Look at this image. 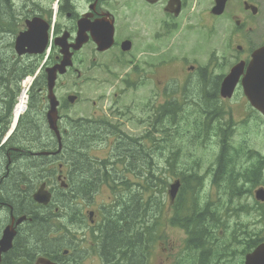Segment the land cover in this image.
<instances>
[{
	"label": "flooded vegetation",
	"instance_id": "1",
	"mask_svg": "<svg viewBox=\"0 0 264 264\" xmlns=\"http://www.w3.org/2000/svg\"><path fill=\"white\" fill-rule=\"evenodd\" d=\"M231 2L238 9L246 4L258 6V0ZM189 11L190 0H0V264H79L91 258L103 261L101 228L108 209L101 210L102 201H97L98 193L92 188L96 185L100 190L109 181L111 162L92 159L87 152L89 145L81 147L86 155L81 151L85 162H79L75 136L81 123L97 122L94 118L98 105V101L92 103L91 116L74 114L72 110L81 104L82 97L72 89L79 86L102 90L99 101L111 89L115 90V98L119 97L118 89L124 95L133 89H150L156 108L155 116L148 121L150 131H163L165 126L173 132L182 112L181 125L189 121L195 140L212 147L215 136L219 138L215 163L203 171L205 179L212 184L221 164L230 160L231 166L227 164L225 168L233 169L235 181L246 167L249 180L258 184L256 190H264V153L252 148L246 139H238L236 133L239 123L247 130L246 123L254 119L261 122L264 131V118L249 108L244 97L235 105L229 104L232 98L220 97L222 80L220 84L208 80L215 66L202 65L198 56L188 53V45L193 53L206 49L200 35L204 25L192 24ZM208 11L211 19L219 18ZM237 21L242 27L248 19ZM27 32L28 41L18 44V38ZM63 63L71 66L65 67L64 75L57 71L53 89L52 103L57 109L56 124L62 139L61 151L55 154L59 141L48 124L50 104L53 105L48 99V78L49 72ZM29 77L33 83L28 109L15 124L14 107L22 82ZM236 112L240 114L238 121L234 119ZM112 125L109 121L97 132L122 133ZM71 136L68 146L66 138ZM68 150L69 171L68 163L63 161ZM124 150L130 156L132 150ZM45 152L50 155L41 154ZM204 152L206 162L212 149ZM125 162L112 163L119 169ZM84 164L88 184L93 185L88 190L82 186ZM194 164L202 167L198 162ZM45 165L52 170L46 181L50 192L47 205L34 200L38 188L25 193L30 189L29 177H18L20 193L14 195V178L22 167L37 172ZM79 190L86 193V200H80ZM21 195L24 200L19 201ZM69 209L72 222L66 225L62 222ZM72 210L78 213L73 216ZM35 213L51 225L47 229L52 227L40 241H33ZM8 230L14 237L2 244Z\"/></svg>",
	"mask_w": 264,
	"mask_h": 264
},
{
	"label": "rangeland",
	"instance_id": "2",
	"mask_svg": "<svg viewBox=\"0 0 264 264\" xmlns=\"http://www.w3.org/2000/svg\"><path fill=\"white\" fill-rule=\"evenodd\" d=\"M190 3V21L192 24L201 22L200 24L204 25L205 29L200 32V35L203 41L202 44L206 45V49L199 53H193L189 45L186 49L192 57L198 56L202 65L213 64L215 66L213 77L208 80L212 81V84H215V82L220 84L222 76L237 61L246 60L252 51L264 45V0H258L259 12L257 15H252L251 13L244 15L243 7L238 9L234 2H231L228 4L224 15L215 19H211L212 16L209 15L208 11L214 5L213 0H190ZM243 18L248 19V21H243L242 27L237 26L236 21ZM193 38L194 36H192ZM239 47L242 48L241 51L238 50ZM72 91L79 92L82 97L81 104L72 110L74 114L91 116L90 114L93 111L92 103L98 101L95 109L97 115L94 118L97 119L96 124H100L98 127L104 128L110 121L113 124L112 126H116L122 132H108L105 135L99 133L104 141L98 140L96 143L88 144L90 147L87 152H89L92 159L111 162L110 165L113 164L112 162L126 161L124 164H120L119 174L109 179L102 187L100 186V190L94 186L93 189L98 193L97 201H102L101 210L107 208L109 211L110 206L113 205L115 194L111 191V185L114 184L115 180L117 183L128 181L129 184H132L129 188L121 186L116 189L127 192L124 196L125 199L126 197H138L137 186L145 179L152 178L155 181L154 184L157 185V189H155L152 196H155L162 203L163 208L161 213H156L153 218L156 224L152 228L155 240L152 244L147 264H177L179 258L183 255L181 253L184 250V246L187 244L185 230L172 226L170 223L172 202L169 197L171 186L175 185L176 180L181 181L184 176L193 174V172L186 171V169L169 168V156H174L178 151L180 152L178 157L181 167L184 165L192 166L195 162L202 165L199 171L195 169V172H197L196 179L193 184H190L192 188L188 192V197L192 198L190 205L194 208L197 204L203 208L210 203L212 207L217 208L219 227L216 230L222 224L226 227V231L222 232L223 235L218 244L230 245L229 253L236 252L234 257L236 260L234 259L233 263L238 262L240 264L242 260L244 261L241 252H243L245 246L240 244L245 243H237V241L249 240L250 237L254 238L255 235L264 240V204H258L254 197L256 187L253 188L251 184H246L243 187L242 184H239L230 190L227 186L215 184L214 180L211 184L209 178L206 177L205 179L203 177L205 175L203 171L215 163L219 144L217 136L214 138V146L212 147L209 144L203 145V142H197L193 138L192 127L188 126V116L185 118L187 122L181 125V121L184 118L182 112H180L179 120L175 123L173 132L167 131L165 126L163 131H150L151 125H149L148 121L155 116L156 112L155 103L151 100L150 89H133L126 95L123 94L122 89H118L116 90L119 94L118 98L114 96L115 90L111 89V93H107L101 101L99 100L100 96H102V90H98L95 87L84 85L72 89ZM63 92L65 91L63 90ZM233 96L234 98L229 102L230 105L238 104L240 98L245 97L241 87L238 88ZM152 106H154L153 110L150 109ZM234 119L235 121L240 119L238 112L234 113ZM246 124L248 126L247 130L243 123L238 124L236 132L239 135L238 139H246L252 148L264 153V131L261 122L254 119ZM66 140L67 142L64 143L69 144V138H66ZM133 144L134 146L130 149L134 152V155L129 153L130 156H128L122 146L129 147ZM210 148L212 149V154L207 155V161L204 162V150H209ZM68 152L70 150L64 152L63 161L68 163L69 171L71 154ZM161 152H163V155H161ZM83 154L86 155L85 150ZM162 156L165 158L163 159ZM50 173H52L51 168L49 169L45 165L40 170L39 178H34L35 180L32 182H30L31 179L29 178L30 189L28 191L32 192L35 187L38 188L39 185L46 183ZM111 174L110 167L109 175ZM101 175L100 173L99 177ZM17 179L18 177L15 176L14 191ZM97 184L100 185L99 183ZM239 188H242V196L241 198H234L233 193ZM248 190H250L249 194ZM14 195H16L15 192ZM18 199L19 201L24 200V195L19 196ZM104 223L107 228V222ZM222 249L224 250V248ZM167 258H169V262H167ZM104 261V259L99 261L91 258L83 263L78 262L80 264H105Z\"/></svg>",
	"mask_w": 264,
	"mask_h": 264
},
{
	"label": "trees",
	"instance_id": "3",
	"mask_svg": "<svg viewBox=\"0 0 264 264\" xmlns=\"http://www.w3.org/2000/svg\"><path fill=\"white\" fill-rule=\"evenodd\" d=\"M98 125L100 124L88 125L87 122L79 125L75 136V145L79 146V151H77L80 155L79 162H85L80 154V152L84 150V148L81 147L101 137V134H99L100 132H97ZM92 127L93 129L91 130ZM68 138L70 139L68 146H70L73 137L71 136ZM133 146L134 144L129 147L122 146V149H130ZM127 152H129V150H127ZM68 153L71 154V151ZM130 153L134 155V152ZM227 164H231L230 160L224 161L221 164L223 167L221 166L218 171L219 180L216 184L227 186L228 189L232 190L235 187L232 182L233 174H231L232 169L225 168ZM81 170H84V176H82L84 181L82 186L84 189L86 188V190H88L92 184H88L89 173L85 164ZM20 171L21 172L16 174L19 178L21 176H29L31 179L30 182L34 181V178H39L40 171L33 172L34 170L32 168L22 167ZM114 176L115 175L112 174L109 175V179H112ZM97 178V174L95 176L93 175V179L96 180ZM195 179L196 177L194 175L190 181H194ZM226 179L230 182L223 183ZM190 181H184V186H182L178 197H176L177 199H175V202L171 206V225L182 228L187 235V244H185L184 250L181 253V255H183L179 258L177 264H238V262L233 263L236 252L229 253L231 246L218 244L223 235L222 232L226 231V227L222 224V226L216 230L219 227L218 215L216 213L217 208L212 207L210 203L206 204L203 208L199 207L197 204L194 208L190 205L192 201V198L188 197V192L192 190L189 185ZM154 183L155 181L152 178L145 179L137 186L138 197H126V199L124 196L127 192L116 189L121 186L129 188L132 184H129L128 181L117 183L115 180L114 184L111 185V191L115 194L114 202L113 205L110 206L109 211L106 212L107 214L104 222H107V228L104 224L102 226L104 244L101 254L105 260V264H147L151 247L155 240L152 228L156 224L153 218L156 213H161L163 208L162 203L157 200L155 196H152L155 189H157V185ZM93 191L95 192V189H93ZM14 192L20 193V188L17 183L15 184ZM25 193L27 194L29 191L27 190ZM78 193L80 200H86L87 195L84 191L79 190ZM242 193V188H239L233 193V196H240ZM64 203L65 200L63 205ZM70 210L71 209L68 210L69 216L68 213L65 215L63 214V221L69 224L72 222V213H70ZM72 212L74 216L77 211L72 210ZM35 215L37 216V227L36 231L33 233L36 235L33 241H40L41 235L50 233L52 227L47 229L46 227L50 224L40 219L41 217L38 216V213H35ZM262 241L263 239H260L258 235H255L254 238L250 237L249 240L244 239L237 241V243H245V248L243 252H241V255L245 256ZM222 248H224V250ZM243 263L244 261L242 260L240 264Z\"/></svg>",
	"mask_w": 264,
	"mask_h": 264
},
{
	"label": "water",
	"instance_id": "4",
	"mask_svg": "<svg viewBox=\"0 0 264 264\" xmlns=\"http://www.w3.org/2000/svg\"><path fill=\"white\" fill-rule=\"evenodd\" d=\"M227 1L228 0H216V6L212 10V13L214 15H221L222 13H224ZM250 9L252 10L253 14H257L258 9H256V7H251ZM23 40L24 37L21 38V41ZM66 65L67 64L63 63L62 65L57 66L49 72V99L51 103L53 102V100H55V97L53 95V88L56 81V73L58 70L63 73ZM240 81L245 96H247L251 105H253L254 108H256L264 115V46L258 48L253 52L252 59L248 64L242 61L232 68L230 74L224 79L221 97L231 98ZM55 115H57V110L55 104H53L51 105L48 119L51 127L50 129H54L56 132H58ZM179 184L180 182H176L175 185L171 186L170 195L172 199L177 196L180 188ZM44 187L45 186H42L38 193L35 194V199L39 201V203L47 202L45 191H43ZM257 197L259 200L264 201V191L262 193L261 191L258 192ZM13 237V231L8 230L5 233L2 244H6V242L12 241ZM245 264H264V243H262L252 253L246 256Z\"/></svg>",
	"mask_w": 264,
	"mask_h": 264
},
{
	"label": "bare ground",
	"instance_id": "5",
	"mask_svg": "<svg viewBox=\"0 0 264 264\" xmlns=\"http://www.w3.org/2000/svg\"><path fill=\"white\" fill-rule=\"evenodd\" d=\"M25 110V108H23V111ZM41 185L38 186V188L40 187Z\"/></svg>",
	"mask_w": 264,
	"mask_h": 264
}]
</instances>
